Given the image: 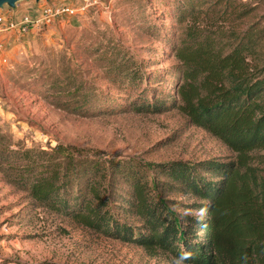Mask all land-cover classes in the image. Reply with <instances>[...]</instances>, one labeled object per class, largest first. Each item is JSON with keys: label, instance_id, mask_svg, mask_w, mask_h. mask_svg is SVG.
<instances>
[{"label": "trees", "instance_id": "1", "mask_svg": "<svg viewBox=\"0 0 264 264\" xmlns=\"http://www.w3.org/2000/svg\"><path fill=\"white\" fill-rule=\"evenodd\" d=\"M176 2L177 27L165 39L176 63L158 80L167 89L155 98L149 83L159 71L150 73L137 62L130 66L129 60L114 64L107 79L131 109H177L220 139L235 159L127 162L62 142L18 146L0 131L2 179L35 207L188 264H264V175L248 163L250 152L264 150V34L210 26L249 15L238 0ZM50 86L49 98L59 108L81 116L112 113L113 102L101 100L89 80ZM172 193L195 198L186 204L189 212L177 210L182 202Z\"/></svg>", "mask_w": 264, "mask_h": 264}, {"label": "rangeland", "instance_id": "2", "mask_svg": "<svg viewBox=\"0 0 264 264\" xmlns=\"http://www.w3.org/2000/svg\"><path fill=\"white\" fill-rule=\"evenodd\" d=\"M79 4L81 0H45ZM177 0H100L64 24L27 35L11 33L0 55V131L12 144L48 147L57 142L98 150L119 161L192 163L236 155L220 139L189 123L177 109L146 112L129 107L127 98L107 78L114 64L129 60L143 70L159 71L149 85L155 98L167 89L158 81L170 74L175 59L166 38L172 37ZM250 10L242 20L212 21L210 26L264 34V0H238ZM26 0L0 9L17 16ZM44 2V0L42 1ZM109 5L110 14L105 11ZM219 6V5H218ZM220 20V21H219ZM264 50V39L261 46ZM1 54V52H0ZM128 63V62H127ZM69 78L89 80L98 97H107L112 113L81 116L55 105L50 86ZM148 85V86H149ZM52 90V89H51ZM122 106V107H121ZM264 175V150L249 153V162ZM180 212L193 196L172 193ZM138 225L135 218L118 216ZM188 264L164 251L152 252L131 242L106 236L72 218L35 207L24 191L2 179L0 173V264Z\"/></svg>", "mask_w": 264, "mask_h": 264}, {"label": "built area", "instance_id": "3", "mask_svg": "<svg viewBox=\"0 0 264 264\" xmlns=\"http://www.w3.org/2000/svg\"><path fill=\"white\" fill-rule=\"evenodd\" d=\"M42 1L30 3L32 6L27 5L23 14L18 18L8 15L0 9V55L3 62H6V57L3 54L5 42L11 33L27 35L57 23L64 24L70 17L83 13L90 6L100 4V0H81L79 4H51ZM104 8L110 14L109 5H105Z\"/></svg>", "mask_w": 264, "mask_h": 264}, {"label": "water", "instance_id": "4", "mask_svg": "<svg viewBox=\"0 0 264 264\" xmlns=\"http://www.w3.org/2000/svg\"><path fill=\"white\" fill-rule=\"evenodd\" d=\"M20 0H0V8L4 6V4H7L9 7L13 8L15 7L16 3ZM39 1V0H36Z\"/></svg>", "mask_w": 264, "mask_h": 264}, {"label": "crops", "instance_id": "5", "mask_svg": "<svg viewBox=\"0 0 264 264\" xmlns=\"http://www.w3.org/2000/svg\"><path fill=\"white\" fill-rule=\"evenodd\" d=\"M26 1H27V2H26L27 4H25L26 7H27V5H28V6H32V4L36 2V0H26ZM40 1H41V0H39V2H40ZM44 1H45V0H44ZM30 3H32V4H30ZM51 4H53V3H51ZM16 7H17V5H16ZM25 9H26V8H25ZM25 9H24V10H25ZM22 14H23V12L21 11V13L18 14L17 16H15V17L18 18V17H20Z\"/></svg>", "mask_w": 264, "mask_h": 264}]
</instances>
